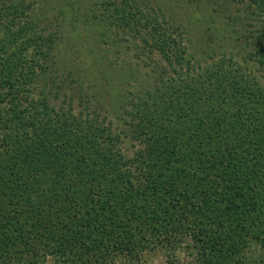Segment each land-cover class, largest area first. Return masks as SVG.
<instances>
[{
    "label": "trees",
    "instance_id": "16d2710c",
    "mask_svg": "<svg viewBox=\"0 0 264 264\" xmlns=\"http://www.w3.org/2000/svg\"><path fill=\"white\" fill-rule=\"evenodd\" d=\"M232 1L241 36L216 56L171 7L94 0L90 21L163 63L112 123L43 4L0 0V264H146L182 243L192 264H264V0Z\"/></svg>",
    "mask_w": 264,
    "mask_h": 264
},
{
    "label": "rangeland",
    "instance_id": "374dc122",
    "mask_svg": "<svg viewBox=\"0 0 264 264\" xmlns=\"http://www.w3.org/2000/svg\"><path fill=\"white\" fill-rule=\"evenodd\" d=\"M61 1L55 6V0H38L35 8L39 10V4H43L40 10L43 15H48L47 21L57 20L62 25L57 40L66 69L80 79L84 94H92L90 100L96 103V98H100L99 101L109 108L112 123H117V117L128 110L129 96L139 89L135 79L142 74L157 76L159 66L163 64L162 58L158 53L147 55L141 51L130 36L110 34L114 29L90 21L92 8L95 9L94 0ZM150 1L164 10L171 7L185 24L191 45L197 50L207 48V54L217 56L222 51L232 52L236 36H241V32H232L237 27L236 17L243 13L244 5L241 3L232 0ZM53 28L55 26L51 25L50 31ZM129 148L127 151L131 154L132 147ZM192 250L191 247L185 248V243L179 247L157 248L146 253V264H192ZM48 261L55 264L52 259ZM108 264L128 263L126 258L117 255Z\"/></svg>",
    "mask_w": 264,
    "mask_h": 264
}]
</instances>
